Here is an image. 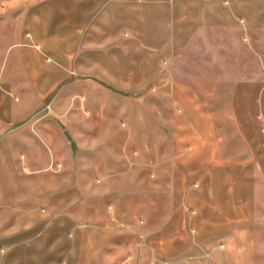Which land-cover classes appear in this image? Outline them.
<instances>
[{
	"label": "crops",
	"instance_id": "crops-1",
	"mask_svg": "<svg viewBox=\"0 0 264 264\" xmlns=\"http://www.w3.org/2000/svg\"><path fill=\"white\" fill-rule=\"evenodd\" d=\"M0 264H264V0H0Z\"/></svg>",
	"mask_w": 264,
	"mask_h": 264
},
{
	"label": "rangeland",
	"instance_id": "rangeland-1",
	"mask_svg": "<svg viewBox=\"0 0 264 264\" xmlns=\"http://www.w3.org/2000/svg\"><path fill=\"white\" fill-rule=\"evenodd\" d=\"M114 93H117V94H121L123 97L125 98H130L132 100V97H136V94L135 93H132V92H124V91H121L122 88H110ZM153 89L154 87L153 86H149V87H146V88H140L143 96L144 95H150V94H153ZM153 102V101H152ZM152 102H151V105H152ZM133 104H131L132 106ZM123 123H124V119H120V120H117L115 122V125H114V135L111 139V142H110V148H111V153L113 155L114 158H118V155L116 154V151L117 148H119L118 146L121 144L123 138L120 137V135H122L121 132H119L121 126H123ZM120 156V154H119ZM83 174L85 175L84 177L87 178V176L91 174V170L89 168H84V172ZM93 174V173H92Z\"/></svg>",
	"mask_w": 264,
	"mask_h": 264
},
{
	"label": "built area",
	"instance_id": "built-area-1",
	"mask_svg": "<svg viewBox=\"0 0 264 264\" xmlns=\"http://www.w3.org/2000/svg\"><path fill=\"white\" fill-rule=\"evenodd\" d=\"M123 126H124V124H123ZM191 215H194V212H191Z\"/></svg>",
	"mask_w": 264,
	"mask_h": 264
}]
</instances>
